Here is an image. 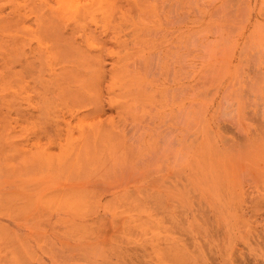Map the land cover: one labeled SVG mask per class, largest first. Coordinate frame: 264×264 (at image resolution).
<instances>
[{
  "label": "rangeland",
  "instance_id": "374dc122",
  "mask_svg": "<svg viewBox=\"0 0 264 264\" xmlns=\"http://www.w3.org/2000/svg\"><path fill=\"white\" fill-rule=\"evenodd\" d=\"M0 264H264V0H0Z\"/></svg>",
  "mask_w": 264,
  "mask_h": 264
}]
</instances>
